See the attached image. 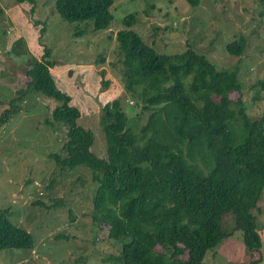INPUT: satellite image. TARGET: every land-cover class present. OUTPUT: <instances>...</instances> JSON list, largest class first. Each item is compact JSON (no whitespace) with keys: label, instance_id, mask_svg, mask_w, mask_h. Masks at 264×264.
Segmentation results:
<instances>
[{"label":"trees","instance_id":"1","mask_svg":"<svg viewBox=\"0 0 264 264\" xmlns=\"http://www.w3.org/2000/svg\"><path fill=\"white\" fill-rule=\"evenodd\" d=\"M38 1L17 0L33 7ZM115 2L56 0L55 10L68 23L93 21L94 32L101 33L111 27ZM122 22L116 41L123 87L149 112L140 135L123 101L113 99L101 120L108 157H99L94 132L77 123L80 108L56 88L46 50L26 69L29 79L0 114V126L21 109L31 89L57 102L52 121L66 126L65 156L51 158L62 169L84 166L95 173L93 221L122 242L120 264H203L229 237L222 224L227 212L234 214V230L243 233L250 264H259L262 243L252 210L264 188V114L248 116L237 68L218 69L192 48L159 52L133 29L134 14ZM243 42L230 43L227 51L240 55ZM254 86L264 94V77ZM10 213L0 209V251L33 250L32 234L16 226Z\"/></svg>","mask_w":264,"mask_h":264},{"label":"rangeland","instance_id":"2","mask_svg":"<svg viewBox=\"0 0 264 264\" xmlns=\"http://www.w3.org/2000/svg\"><path fill=\"white\" fill-rule=\"evenodd\" d=\"M55 1L39 0L33 7L0 0V114L24 88L26 69L46 50L56 88L80 108L77 123L94 132L93 151L99 157H108L101 120L113 99L123 101L140 135L149 112L125 93L116 41L130 14L137 17L133 29L157 51L192 48L218 69L237 68L248 116L264 114V94L254 86L264 77V0H116L110 30L101 33L94 32L93 21L62 20ZM82 31L84 36H75ZM240 38L241 54L229 53L227 46ZM19 104L21 109L0 126V209L11 210L10 219L32 234L35 247L0 251V264H120L122 242L93 221L95 173L84 166L62 169L51 158L65 156L66 126L52 121L57 102L31 89ZM257 207L252 213L262 243L259 264H264V188ZM222 224L229 237L209 251L203 264H250L243 233L234 230V214L227 212Z\"/></svg>","mask_w":264,"mask_h":264},{"label":"crops","instance_id":"3","mask_svg":"<svg viewBox=\"0 0 264 264\" xmlns=\"http://www.w3.org/2000/svg\"><path fill=\"white\" fill-rule=\"evenodd\" d=\"M91 27H93V26H91ZM110 30V29H109Z\"/></svg>","mask_w":264,"mask_h":264}]
</instances>
